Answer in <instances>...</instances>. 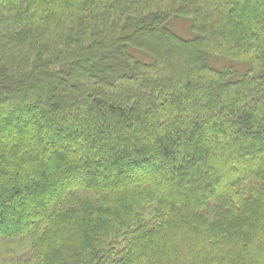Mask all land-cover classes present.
Masks as SVG:
<instances>
[{
	"label": "trees",
	"instance_id": "16d2710c",
	"mask_svg": "<svg viewBox=\"0 0 264 264\" xmlns=\"http://www.w3.org/2000/svg\"><path fill=\"white\" fill-rule=\"evenodd\" d=\"M0 239L264 264V0H0Z\"/></svg>",
	"mask_w": 264,
	"mask_h": 264
},
{
	"label": "rangeland",
	"instance_id": "374dc122",
	"mask_svg": "<svg viewBox=\"0 0 264 264\" xmlns=\"http://www.w3.org/2000/svg\"><path fill=\"white\" fill-rule=\"evenodd\" d=\"M169 25L176 34L183 38H192L195 35L190 29L189 20L186 18L171 19ZM20 243V239L14 241L0 239V264H16L17 255H29V243L24 241Z\"/></svg>",
	"mask_w": 264,
	"mask_h": 264
}]
</instances>
